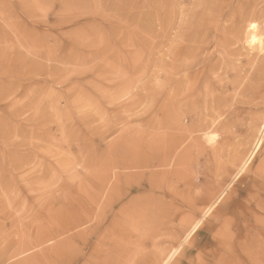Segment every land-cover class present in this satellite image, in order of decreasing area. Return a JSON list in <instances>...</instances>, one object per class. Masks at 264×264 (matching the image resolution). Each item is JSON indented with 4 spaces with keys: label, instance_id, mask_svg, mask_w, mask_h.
Here are the masks:
<instances>
[{
    "label": "rangeland",
    "instance_id": "1",
    "mask_svg": "<svg viewBox=\"0 0 264 264\" xmlns=\"http://www.w3.org/2000/svg\"><path fill=\"white\" fill-rule=\"evenodd\" d=\"M3 3L0 264H264V0Z\"/></svg>",
    "mask_w": 264,
    "mask_h": 264
},
{
    "label": "bare ground",
    "instance_id": "2",
    "mask_svg": "<svg viewBox=\"0 0 264 264\" xmlns=\"http://www.w3.org/2000/svg\"><path fill=\"white\" fill-rule=\"evenodd\" d=\"M4 0H0V8H3V6H4ZM157 6V5H156ZM4 9V8H3ZM167 27V26H166ZM249 31L251 32L250 33V35H249V43H250V45H258L261 49H263L264 48V40H263V38H262V36H260L259 34H258V32H257V28H258V26L256 25V24H250L249 26ZM164 36V34L162 35V37ZM159 38H160V36H159ZM154 39H155V37H154V35L152 36V40L154 41ZM153 41H152V44L154 45V43H153ZM156 43V42H155ZM173 47V46H172ZM156 55V54H155ZM155 58V57H154ZM184 58V57H183ZM182 58V59H183ZM156 59V58H155ZM176 59V61L178 60L177 58H175ZM180 59V58H179ZM190 59V58H189ZM189 59H187V61L189 60ZM181 60V59H180ZM192 60V59H191ZM179 61V60H178ZM187 61H185L186 63H187ZM190 61V60H189ZM194 61V60H193ZM183 62V61H182ZM192 62V61H191ZM190 63V62H189ZM154 65V64H156L155 63V61H154V59H152L151 60V65ZM191 64V63H190ZM195 64V63H194ZM187 65V64H186ZM154 67V66H153ZM184 67V66H183ZM189 67H191V66H189ZM188 67V68H189ZM185 68V67H184ZM153 69H155V67L153 68ZM154 73H155V75H156V71L155 70H152ZM153 73V74H154ZM154 76V75H153ZM155 77V76H154ZM163 83V82H162ZM175 84H180V81H178V82H176ZM165 85V84H164ZM172 101V100H171ZM263 130H264V128H263ZM264 132V131H263ZM206 140V139H205ZM261 140H259L258 141V143H257V145H256V149L257 148H259V146H260V144H261ZM252 157V156H251ZM222 197V196H221ZM77 222L79 223V222H81V221H77V220H75L74 222H73V224H72V226L73 227H76V225H77ZM200 223H201V221L194 227V229L192 230V232H191V234H193L194 232H196V230L198 229V227H199V225H200ZM72 232V231H71ZM190 234V235H191ZM189 236V235H188Z\"/></svg>",
    "mask_w": 264,
    "mask_h": 264
}]
</instances>
